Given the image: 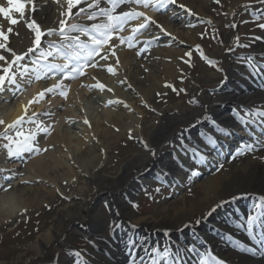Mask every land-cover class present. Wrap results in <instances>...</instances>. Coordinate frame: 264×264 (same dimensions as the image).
I'll list each match as a JSON object with an SVG mask.
<instances>
[{"label": "bare ground", "instance_id": "1", "mask_svg": "<svg viewBox=\"0 0 264 264\" xmlns=\"http://www.w3.org/2000/svg\"><path fill=\"white\" fill-rule=\"evenodd\" d=\"M177 1L180 5L186 4V6H190L195 10L198 9V12L203 14L202 9L206 7V2L208 0ZM34 3L37 10L32 12V5L29 3L26 6L25 16L21 18V15H19V23L15 25V29L9 37L8 46L11 47L18 55L22 54L21 52L24 50L34 46L31 40V34L29 31H27V27L25 26V19H35L37 23L40 24L41 29L45 32H47L49 28L57 29L56 32H59L61 20L66 21V23L74 24L76 21H78L79 16L88 14L86 2L80 5V7H84L86 11L80 13L79 15L73 14L71 18H69V16L66 14L68 12V5L65 6L63 3H60V5L63 4V6L57 5L60 7H56V4L49 0H34ZM150 8L151 7L148 9ZM64 9L67 11L63 12ZM127 10L128 9L125 8L121 11ZM72 11L75 13L78 11V8L73 9ZM145 12L149 14L148 11L145 10ZM143 19L144 18L141 17L138 20H132L133 22L128 27V32H132V28L137 26L139 23H142ZM155 19L168 22L167 17L163 18L161 15H155ZM169 25L171 26L170 29H174L175 34L181 38V41L190 42L192 44L195 43L187 36H180V32H178L179 29H176L175 27L173 28L171 23ZM63 38L64 37H62L60 34L58 36L56 35V37L53 34L46 35L42 37L41 46L36 51L43 47H48V45L54 40ZM231 39L232 35L223 36L222 42L227 44ZM167 41H169V39H167L165 42ZM115 42L116 41H114V44L116 46L118 42ZM173 49L174 48L169 50V54L161 52L165 49H160V54L158 53L157 56L149 59L151 61L150 66L147 64L144 66L143 62H140V67L145 68L135 69L134 72H131V70L133 65L132 62L135 59L133 57L134 55L130 53V51H125L122 54L120 53L118 55V59L115 57H113V59L115 64L119 67V70L121 68L125 71L126 75L121 76V78L125 77L126 79H129V83H126V85H132L135 87L138 90L137 93L139 96L141 95L148 97L155 91L165 93V90L162 89V83L164 84L166 82V78L168 79L173 77L172 72L175 74L176 68L168 62V59H165L166 62L164 61L162 64L166 69L165 72L170 73L169 76L163 72L158 83L155 81L153 82L150 76L153 67H155V69L158 68L157 71L159 72V67L156 65L158 56H167L165 58L179 56V51H174ZM229 49H231V47H229ZM229 49L226 47L224 52L221 54V60L223 61L224 68L226 69L228 65L232 66L230 71H227L228 77L230 76L233 78L232 81H229L226 78V81L223 83L227 95L220 94L221 98L219 97V100L209 99L210 95L206 92L212 91V85L210 84L212 77H203L199 81L202 85V89H207L206 91H203L205 92L204 101L206 106L196 108L194 110H188L184 106L169 107L162 117L160 124L155 126L149 134L148 145L149 147L156 149L159 144L162 145L167 142V139L165 138H171L173 136V132L176 134L179 131L177 133L179 134L177 137L182 138V144L184 147H178L174 152L164 153L160 156L156 155L155 157L151 155L150 151H148L147 154L134 156L132 160H129L125 164L121 170L122 172L118 176H108L107 174L103 173L106 156V153H104L105 149L111 147L110 144L113 143V139L121 137L123 133L128 135L130 130L133 131L136 136H141L144 123L133 114L127 112L129 109L124 110L121 108L122 110L119 109L116 111L112 108L108 109L105 106L108 98L118 97L124 100L126 99V101L130 102V104L136 108L135 110L139 111L138 107L133 102V96L130 94L129 97V94L120 89L118 85L119 79H117V77L111 78L106 75V71L108 70H100L98 68L94 72H89L85 78H82L81 83H76L74 78L70 80L69 78H65L61 81L56 82L54 80L47 84V88L56 84H61L62 88L68 91L67 96L62 94H60V96L59 94L57 95L58 89H56L51 93H46L45 98L39 103L29 104V101H32L34 97H37L40 92L46 89H40L36 86L35 89L27 90V93L18 98L16 102H11L10 105H6L7 108H0V119H3L5 122L3 125L11 124L18 117L24 116L25 106H27V116L30 115V117L27 118V116H25L24 123L16 130H20L22 127H28V130H35V124L31 122L32 120L36 121V123H40L42 121L43 125L48 126L49 128V131L46 135L42 133L38 134L40 141L37 143L38 146L41 147L42 151H40L38 154L34 152L37 157L31 159L24 168L20 162L18 164H11L9 162V157L7 155H3L2 151L0 150V187L4 182L5 177L8 175H6V172L9 173L6 170H13L17 176L20 174L23 175L20 176L19 179L17 178V181H14V186L10 191L0 192L1 231L4 229L8 230V228H13L14 224H17L24 217L33 213L35 209L39 210L38 207L48 203L50 199L47 196H44L42 189H45L50 196H53V193L61 191V186L58 184H74L76 180H79L80 175L83 177L85 176L87 185L93 189V194L90 199L91 202L82 200L76 201V196H80V193L74 191L72 194L74 200H72L70 205L65 206L61 211L58 212L56 222L53 227L42 233L41 236H38L36 255L32 258L29 257L25 261L20 259L16 264H46L50 261L55 262L57 260H60L61 263L67 262V254L62 251L60 245H62L64 240L70 236V233L72 234L74 230L78 232L76 236L79 237V234L81 236L84 234V238L88 236L91 231H93L91 229L94 227L92 226L93 222L95 220L96 222L100 220H98L100 214L96 209L97 201L99 199L119 193L122 191L121 188H123V186H125V191H127L132 197L131 193H133V190L136 189V187L140 188L142 184L145 185V179L143 178H140L142 180V184L139 181L137 184H134L135 180L131 181V179L140 171H142L140 169L146 162L152 161L154 162V165L159 163L163 165L164 168L168 167L171 169L169 172L177 174L176 172L181 169L182 164H186L185 158L188 155L187 151H192V147H194V145H202V149L204 150L203 152L212 155L213 160L219 158L222 151L228 153L226 149L218 150V147H216V144H221L220 139L216 141V135L219 133L216 134V132H206L202 134L199 132L203 131L201 127L202 124L206 123V126H208L212 120L215 122L218 121L219 123V119L222 118V122H220L222 126H220V129H224L223 134L225 137H227L223 138V143L225 144L229 142L232 143V140L230 139L232 137H234V139L239 138L240 135L237 133L235 128L241 125V121L247 123L250 122L256 125L264 124L263 116L256 114L257 110H264V91L261 90L260 86L255 81L250 83L247 80L250 78V68L247 64L254 63V55L256 53L264 52V36L257 43L253 52L246 55V57L252 58L251 61L248 59L246 63L242 65L235 64L237 56L232 55L233 53H230L231 51H229ZM5 55L9 58V60H11V53H6ZM103 65L107 67L112 66L111 64L105 62ZM136 67L138 66L136 65ZM17 69H20V66ZM30 73H33V70ZM29 75L27 76L28 78H30ZM27 77L21 78V84L26 87L28 84L24 79ZM241 82L247 85V91L240 92L234 89L238 87L234 85V83L240 84ZM99 83L104 84L105 88L100 89L97 92L94 88V85ZM92 91L95 93H92ZM97 93L101 94L103 97V105L99 104V102L95 103V99L93 97H96ZM220 102L226 104H221ZM113 105H115V103H113ZM228 105H231L230 109H227ZM234 105L247 107L251 115L243 116V119H241V116L236 117L233 113ZM132 109L133 108H130V110ZM203 110H207V115L210 117V119L203 120V122L201 120L193 128L180 126L182 123L187 121L186 118H189L188 121H190L199 117L200 114L203 113ZM229 112L231 114H229ZM33 113H36L35 117L32 115ZM211 113L212 115H209ZM51 115H54L53 119L56 120L55 124L53 125L47 123L50 119L43 120L46 117L50 118ZM85 119L89 121L90 126L84 122ZM73 122L74 124H72ZM253 132H255L254 129ZM240 134L247 135V130L243 129ZM259 136L262 135L259 134ZM203 137L209 145L205 141L201 140ZM209 137L213 138V142L209 143ZM42 139L45 140L42 141ZM184 139L185 141H183ZM250 139L253 140L254 137L251 136ZM44 141L47 142L43 144ZM258 141L264 142V137L263 139L258 138ZM213 143L215 145H213ZM52 144L55 145V150L49 149ZM238 146H240V143H238ZM253 146L254 148L251 151L252 156L261 155V150H255L258 148V146L256 144ZM43 149H47V152L44 155H42L44 152ZM198 152L200 153L202 150ZM249 154L250 153H246L244 156H241L240 161L235 162L232 168L228 171H225V173L207 178L202 186L204 191L203 195L198 200L192 201L189 205L185 204L184 207L177 209L173 218L168 217L170 215L166 214V217L160 221L149 220L147 218L140 217L136 208L129 206L125 207L121 211L122 214L118 218L119 223L122 225L121 227H124L127 224L128 219H130L133 224H139L143 221L146 224L159 226L161 228L178 227L177 229H180L181 226L190 222L196 213H201L207 207H212L220 201L228 202L233 196L237 195L238 191L240 190H256L258 188L264 190V163L259 160L254 161ZM26 155L28 154H24V156ZM178 156L181 159L176 158ZM172 162H175L174 166H171ZM157 166L158 165L155 167ZM40 178L43 180L42 182H48L52 185L56 184V190H51L42 186H32V184H25V182L32 181H34L36 184ZM176 178L180 180V182L184 181V178L181 179L180 174L176 175ZM120 198L121 197H118L117 200ZM227 205L228 204L226 203L223 204V206L218 210L221 208L228 209ZM167 212L170 213L171 211L167 210ZM220 219L222 220V218ZM210 220L217 222V219L214 216H211ZM180 232V234L173 233L172 237L174 238L175 235H178L176 239L181 241L183 244H186L184 240L187 237L195 245L202 244L203 246H211L212 241L210 242L209 236L207 239L201 242L199 241L198 237H195L197 235H194L193 233H186L185 230H181ZM140 235L141 233H139V235L136 237L139 238ZM91 239H93V237ZM94 239L93 241H95ZM112 240L114 242L113 256H109L103 251V245L105 244H103V241H101V251H99V255L102 259H97V263H100V261H105V264H124L125 260L128 258V242H121L119 230L116 231L115 237H113ZM54 246L59 247L61 251L60 257L51 252V249ZM143 246L146 248L145 252L149 254V252H151L152 246L148 242H143ZM143 246L141 245L140 249L136 251L137 256H139L140 253H144L141 252ZM171 247L172 245L169 246L170 252H172ZM93 251V245H90L87 246V248L84 249L82 253H88L90 255L94 253ZM184 251L186 253V255L183 256L184 264H189V258L187 255L194 257L195 251L192 250V247L187 248V250L184 249ZM146 254L144 255L146 256ZM153 255L157 256L158 258L160 257L159 253H153Z\"/></svg>", "mask_w": 264, "mask_h": 264}, {"label": "snow or ice", "instance_id": "2", "mask_svg": "<svg viewBox=\"0 0 264 264\" xmlns=\"http://www.w3.org/2000/svg\"><path fill=\"white\" fill-rule=\"evenodd\" d=\"M87 3V9L91 10L88 12L87 19L90 21H97L99 17H103L104 19L100 20L98 23H92L90 27L81 26L79 24H67L66 21L61 20L60 21V28H59V34L64 37L65 41H67V47L72 50L71 54L67 56V63L64 64H52L50 66L45 65V72L44 75L47 76L48 72H50L52 69H57L59 73L64 74L65 78H69L72 76L74 78L75 73H79L80 75H84V69L89 66H96L94 64H89L90 61H93L95 57L100 56L101 59H105V56H102L101 53L104 51H107L108 49L105 48L106 45L112 46L113 51L112 54L115 55L114 51V40L119 39L120 44H124L125 42H128V46L132 47V39L134 38L136 33H139L142 29H145L149 24H154L162 32H165L167 35H171L170 33H166V30L163 29L162 25L157 24L155 20L151 16H148L144 11L138 10L136 7H131L127 11H120L117 12L116 9L121 4L126 5H142L144 8H155L157 11H163L165 10L169 5L175 4L176 0H106V2L111 5L110 7H101L102 0H68V12L66 13L69 18L74 15H79L82 12H85L86 9L84 7H80L81 4ZM261 3H264V0H260ZM26 3H30L32 5V12H35L36 6L34 3V0H8V7H2L0 6V14H3V16L7 19H9L10 23L12 25H16L19 23V21L12 17V13H20L21 17H24L25 14V8ZM217 3H219V0H217ZM180 8L185 9L186 12L190 15H194L192 13L191 9H188L185 5L181 4L179 5ZM75 13H73V9H77ZM141 17H143V22L139 23L137 26L132 28V36L124 37L120 36L119 33L124 30V26L132 20H138ZM25 26L30 29L34 33V40H33V47L29 48L27 52L23 54H17L11 47L8 46V39L9 34L13 33V29L9 27L7 29V33L3 30H0V40L3 42H0V49L5 50L8 53H11V60L4 55L3 53H0V95L4 94L8 90H12L13 96H15L16 92L20 90V84L18 83V77L17 72L13 71V66L19 65L21 71L19 72V75L21 77H27L29 73L33 70L30 68L29 65L23 64L21 65L20 62L25 59L29 55V53H34L37 49L40 48L42 37L46 35H52L54 34L57 29L49 28L47 32L43 31L41 29V26L35 19H25L24 20ZM261 28H264V24L260 25ZM69 32H77L80 34H84L88 37L87 42H84L81 40V35H68ZM238 40V37H237ZM54 44L49 45V49L54 48ZM199 47V46H198ZM59 51V49H57ZM231 51V49H229ZM53 52L51 50L48 51H41L39 57L37 58L39 60H47L48 57L52 56ZM188 56H191V53L189 52L187 54ZM203 55V53H201ZM251 61V57L248 58ZM72 61L76 62L75 67H71ZM82 61V63H81ZM118 62V60H117ZM35 63V62H34ZM6 65V66H5ZM222 70V69H221ZM36 76L35 79H42L43 77L40 76L41 69H36ZM108 71L112 72L114 69L112 66L108 67ZM31 82V81H29ZM223 83V82H222ZM96 87L100 89H104L105 85L102 83H99L96 85ZM56 89H62L61 84H56L52 87L46 88L44 91L40 92L37 97H34L32 101H29V104L32 103H39L41 100L45 98L46 93H51ZM110 91V90H109ZM61 94L64 96H67V91L62 90ZM190 103H198L195 98L190 101ZM27 106H25V115L18 117L16 120H14L11 124L7 125V129L4 133H0V137H2L4 140L7 141V143H4L2 147L7 150V155L9 157L13 156H21L25 153H31L35 151L37 154L42 151V149L38 146L37 143V137L39 133H47L49 131L48 126H44L43 122L36 123V121L32 120L31 122L35 124V130H18L15 132V136L8 134V129H18L25 120V116H27ZM261 116H264V110H257V113ZM33 116H36V113L32 114ZM210 119V117L205 114L203 117L198 118V120H207ZM241 119H243V116L241 115ZM86 124H89V121L85 119L84 121ZM5 122L0 119V124H4ZM212 123L215 125V121L213 120ZM90 126V124H89ZM190 127H194V125H190ZM118 130V129H117ZM221 131H224V129H220ZM131 131V130H130ZM213 142V138L209 137V143ZM144 147L147 148L153 157L156 156V151L154 148H150L149 145L145 142ZM183 148V144L181 145ZM245 148L248 150H253V145H245ZM43 151H47V149H43ZM192 151L195 153L196 149L193 148ZM202 158V157H201ZM223 168V164H220L218 166V170ZM194 175H199V171L195 170L193 172ZM11 185L9 184V188ZM156 191H159V188L156 189ZM236 197H233L235 199ZM260 199L264 201V196H261ZM226 201H220L219 203L215 204L209 212L206 214V216H211L213 213L217 211L218 208L222 207L223 204H225ZM135 207H138V205H134ZM203 219V217H202ZM254 217L249 218V225H251L252 221L254 220ZM196 224L201 223V220H197L195 222ZM191 222L188 224L183 225L184 228L189 227ZM135 227V225H133ZM166 232L170 233L171 229H167ZM133 247L130 249V255L131 260L130 264H137V261L140 262V264H160V259H163L165 261H170V264H184V257L180 255L179 251H176L175 253L170 252L168 248H165L163 252L160 251L158 247L152 248L151 252H149V257L147 260H145L144 256H137L135 251V241L131 242ZM194 250V246L193 249ZM250 251H255L254 249H250ZM153 253H159L160 258L158 259L157 256L153 255ZM76 255H81L80 252H76ZM213 259H216L213 257ZM201 264H205L204 261L201 262ZM216 264H226V262L223 259L216 260Z\"/></svg>", "mask_w": 264, "mask_h": 264}, {"label": "rangeland", "instance_id": "3", "mask_svg": "<svg viewBox=\"0 0 264 264\" xmlns=\"http://www.w3.org/2000/svg\"><path fill=\"white\" fill-rule=\"evenodd\" d=\"M185 1V0H184ZM236 0H219V3H217V0H208L206 2V7L202 9L204 11V14H213L215 18H217V15L222 20H227L231 18V15L236 16L237 12L231 11L228 13L225 12V8H229V6ZM239 1V4L237 7H240L244 3L253 4L256 3L259 0H237ZM198 12V9L196 10ZM207 15H205L204 18H206ZM247 19L251 20V17H248ZM220 20V19H219ZM177 24H172V27H176V29H179L178 32L180 36H187L194 42L203 41L204 43L207 42V40H210V44L205 45L206 48L212 49L214 48V51L221 52L219 50V47L212 42V36L216 35V33H213V29L211 31L208 30L210 34H205V27H201L199 30V25L196 26L193 31H189L191 28H183L182 25L176 26ZM261 23L257 22L256 20L250 21L249 25H246V29L244 28V34L247 41L248 35H253L259 33L262 28L260 27ZM204 33L209 38H205L202 40L200 38V33ZM228 32V31H226ZM178 38L181 40V38L178 36ZM183 38V37H182ZM3 42V41H2ZM177 44H183L185 45V42L183 43H177ZM174 48V47H172ZM182 49L187 54L190 52L191 57H193L195 61V68L196 70L193 72V69L191 67L184 68L182 65H180V60L183 57ZM174 51H179V56L174 57H168L169 60L173 62L171 63L176 69L175 72L179 74H174L173 77L168 78L169 81L173 82L172 92L168 94L167 89L165 90L166 94L155 91L150 94L148 97L144 96H138L133 99L134 104L138 107L139 111H134L132 114L141 120V122L144 123L143 126V132H142V139L144 140L147 138L150 134V132L154 129L155 126L159 125L161 122V115L164 114V110L176 105H182L185 107H191V103L189 98H187L188 92L190 89L193 88L194 83L192 82V79L194 77L200 78L201 76H206L211 73V76L213 75L209 68H207L202 63H197L198 61H202V57L204 55L203 49L199 47H195L194 45H186V47H182L177 45L174 49ZM173 51V52H174ZM165 52V51H161ZM165 53L169 54V51H166ZM203 53V55H201ZM160 54V53H159ZM162 54V53H161ZM163 55V54H162ZM157 56V55H156ZM169 56V55H168ZM167 56H158V59L156 61L157 67H159V70H162L167 76H169V72H165L166 69L164 65L162 64L164 62V58ZM162 58V59H161ZM134 63V62H133ZM136 65L138 67H136ZM150 66V65H149ZM198 66V69H197ZM153 67V66H151ZM139 63H135L132 66L131 72H134L135 69H141ZM143 69V68H142ZM158 69V68H157ZM157 69L155 67L152 68L151 71V79L153 82H159L158 76H160L161 73L157 72ZM149 70V69H148ZM164 74V76H165ZM178 75L182 76L186 79V82L183 83V79L179 78ZM214 80L213 82H216L220 79V76H213ZM199 88V87H198ZM136 89V88H135ZM163 89V88H162ZM137 90V89H136ZM187 93V94H186ZM133 94H136L133 92ZM166 95V96H165ZM163 102V100H165ZM133 106V105H132ZM134 107V106H133ZM131 114V113H130ZM169 136V134H168ZM139 136H136L135 133H129L128 135L126 133H123V135L117 139H113V143H111V147L105 149L106 156H105V167L103 169V173L107 174L108 176H118L122 171V168L125 166V164L132 159L134 156L146 154L145 151L140 149L139 143L137 140ZM137 138V140H136ZM165 139H168L165 138ZM206 179L204 178L199 183H196L194 188H196L194 196L191 197V192H179L181 197L178 198H172L170 197L174 191H168L163 193H156L157 197L159 198L160 202L156 204L155 211L152 212L154 215L157 216V219L161 217L163 214L167 213L166 211H171V217H173L177 209L180 207H184L185 204L189 205L192 201L198 200L203 195V189L202 186L204 184V181ZM43 180L40 178L36 184H32V186H42L49 188L51 190H56L57 185L56 184H49L48 182H42ZM40 182V183H39ZM61 186V191H57L53 193V196H50L49 193L45 189H42L44 196H47L50 200L48 203L42 205L41 207H38L39 210L35 209L33 213L29 214V217L27 220L22 221V223L17 227L16 229L12 231H7V229L0 230V264H16L20 259L27 260L29 257H33L36 255V247L38 244V236H41L42 233L46 232L50 228L53 227V225L56 222L57 214L59 211H61L65 206L70 205L71 196L74 191L79 192L81 195L80 197H83L84 199H89L91 194L93 193V189L87 185L85 178L80 175L79 180H76L74 184L65 185L64 183L58 184ZM169 196V197H168ZM70 199V200H69ZM101 207L98 208L100 211ZM169 213V212H168ZM71 234V233H70ZM80 235V234H79ZM71 243L75 240L74 237L71 238V235L69 236ZM77 240H80V238H76ZM35 245V247H34ZM54 249H58L57 247Z\"/></svg>", "mask_w": 264, "mask_h": 264}]
</instances>
